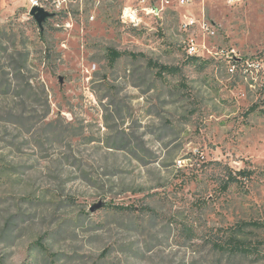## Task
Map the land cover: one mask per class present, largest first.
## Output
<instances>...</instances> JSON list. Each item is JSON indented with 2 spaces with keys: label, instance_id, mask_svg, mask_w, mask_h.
I'll return each instance as SVG.
<instances>
[{
  "label": "rangeland",
  "instance_id": "374dc122",
  "mask_svg": "<svg viewBox=\"0 0 264 264\" xmlns=\"http://www.w3.org/2000/svg\"><path fill=\"white\" fill-rule=\"evenodd\" d=\"M0 264H264V0H0Z\"/></svg>",
  "mask_w": 264,
  "mask_h": 264
},
{
  "label": "trees",
  "instance_id": "16d2710c",
  "mask_svg": "<svg viewBox=\"0 0 264 264\" xmlns=\"http://www.w3.org/2000/svg\"><path fill=\"white\" fill-rule=\"evenodd\" d=\"M122 54H123L122 52L111 49L109 51L110 60L114 62ZM190 58L198 59L197 56H191ZM150 64L157 68V73L159 75H161L162 73H172L176 70V67L170 66V65L159 64L157 62H152ZM248 174L249 172L244 169L237 171L234 175L232 173H227L226 181L225 183H223V189L225 190L231 183L238 181L239 176L241 178H244ZM119 208L126 209L125 207H119ZM253 224L258 225L259 223H253ZM207 242L210 245V249L212 248L213 251L217 253L227 252L228 254H231V255H236V254L247 255V254H252L253 252H256V249L254 247L247 244L246 241L238 239L234 235H231L228 238V240H224V241L221 239H218V237L217 238L209 237V240Z\"/></svg>",
  "mask_w": 264,
  "mask_h": 264
},
{
  "label": "water",
  "instance_id": "95a60500",
  "mask_svg": "<svg viewBox=\"0 0 264 264\" xmlns=\"http://www.w3.org/2000/svg\"><path fill=\"white\" fill-rule=\"evenodd\" d=\"M29 14L35 19L40 28L42 27L43 21L49 16V13L42 6L39 5L31 6ZM96 206L97 205H95L91 209L94 210Z\"/></svg>",
  "mask_w": 264,
  "mask_h": 264
},
{
  "label": "built area",
  "instance_id": "2783aa9c",
  "mask_svg": "<svg viewBox=\"0 0 264 264\" xmlns=\"http://www.w3.org/2000/svg\"><path fill=\"white\" fill-rule=\"evenodd\" d=\"M182 1H189V0H182ZM34 4H36V3H34ZM37 5V4H36Z\"/></svg>",
  "mask_w": 264,
  "mask_h": 264
}]
</instances>
